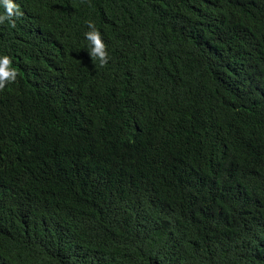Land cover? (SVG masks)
<instances>
[{
  "label": "trees",
  "instance_id": "obj_1",
  "mask_svg": "<svg viewBox=\"0 0 264 264\" xmlns=\"http://www.w3.org/2000/svg\"><path fill=\"white\" fill-rule=\"evenodd\" d=\"M13 2L0 264H264V0Z\"/></svg>",
  "mask_w": 264,
  "mask_h": 264
},
{
  "label": "clouds",
  "instance_id": "obj_2",
  "mask_svg": "<svg viewBox=\"0 0 264 264\" xmlns=\"http://www.w3.org/2000/svg\"><path fill=\"white\" fill-rule=\"evenodd\" d=\"M0 7L3 8V13H0V24L8 22L10 27H16V19L23 16L19 5L15 4L13 0H0ZM90 31L86 32L85 39L89 44L88 55L93 60H99L100 66L104 67L108 63V53L106 45L104 44L101 33L96 28L92 21L86 22ZM12 60L9 56L4 55L0 57V90H2L7 83L16 80L17 72L11 67Z\"/></svg>",
  "mask_w": 264,
  "mask_h": 264
}]
</instances>
